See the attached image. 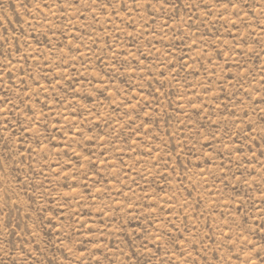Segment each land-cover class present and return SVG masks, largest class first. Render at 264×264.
<instances>
[{"label": "rangeland", "instance_id": "374dc122", "mask_svg": "<svg viewBox=\"0 0 264 264\" xmlns=\"http://www.w3.org/2000/svg\"><path fill=\"white\" fill-rule=\"evenodd\" d=\"M0 264H264V0H0Z\"/></svg>", "mask_w": 264, "mask_h": 264}]
</instances>
